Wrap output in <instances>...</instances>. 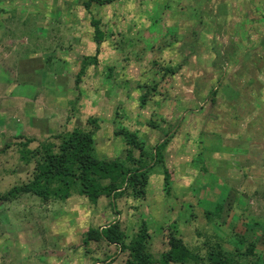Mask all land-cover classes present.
Segmentation results:
<instances>
[{
	"label": "rangeland",
	"instance_id": "374dc122",
	"mask_svg": "<svg viewBox=\"0 0 264 264\" xmlns=\"http://www.w3.org/2000/svg\"><path fill=\"white\" fill-rule=\"evenodd\" d=\"M82 1L0 0V111L7 112L0 114V150L11 145L0 153V194L29 171L19 168L17 136L33 138L34 148L51 135L86 128L92 117L105 123L94 136L101 159L124 160L119 130L135 136L145 150L170 137L163 165L171 191L166 195L156 167L144 199L127 194L115 201L119 214L105 197L95 206L78 196L64 202L42 203L33 196L0 202V264H96L105 255L114 256L105 264H123L126 254L116 247L82 242L89 228L115 220L128 238L144 220L155 256L166 248L168 231L162 226L173 227L190 247L201 248V255L213 230L234 244L242 237L244 247L258 237L255 252L261 254L264 0H116L89 11ZM220 4L226 5V16ZM93 20L104 34L99 45ZM8 27L10 33L36 32L40 40L32 36L8 47L3 38ZM15 45L31 49L14 47L4 58ZM96 53L97 63L76 83L81 60ZM220 56L226 57L224 64ZM163 68L175 72L166 78ZM216 90L213 103L209 92ZM222 199L223 210L209 225L204 211ZM256 226L257 234L251 230ZM236 260L253 264L256 258Z\"/></svg>",
	"mask_w": 264,
	"mask_h": 264
},
{
	"label": "trees",
	"instance_id": "16d2710c",
	"mask_svg": "<svg viewBox=\"0 0 264 264\" xmlns=\"http://www.w3.org/2000/svg\"><path fill=\"white\" fill-rule=\"evenodd\" d=\"M114 1L116 0H84L81 4L86 11H89L92 5L105 6ZM225 6V4H220L218 7L222 16H226L228 13V9L224 8ZM194 15L195 13L192 17ZM99 23V20L92 21V25L95 27L94 41L97 45L103 41L104 36L98 27ZM225 59V56H220L222 64L225 63ZM96 63L97 53L93 56L83 57L75 82L79 83L86 68ZM163 71V77L166 78L175 72L171 68H163ZM216 94L217 90L209 93L213 103ZM71 105L72 111L78 113V109L75 110L77 103ZM86 123V128L76 126L64 133L51 135L46 141L39 143L34 148L29 147V144L35 142L33 138L17 136L20 141L14 145L18 147L19 168H28L29 171L24 181L18 182L0 194V202L14 201L22 196L36 197L42 203L64 202L73 196H78L85 198L90 205L95 206L101 197H105L110 200L113 211L119 214L116 210L115 201L127 194L135 199H144V190L149 173L156 167L162 170L163 182L167 186L166 195L170 194L171 175L163 165V150L170 137L167 136L161 143L145 150L143 144L138 142L135 136L124 130H119L116 133H120L124 138L125 158L124 160H106L98 157L94 138L100 131L99 129L105 126V123L97 117L88 118ZM150 126L156 128L152 122ZM10 146V143H6L0 153L5 152ZM135 149L138 151L137 157L134 155ZM223 203L224 200L222 199L214 203L213 210L204 211L209 225L215 221L217 216H220ZM218 208L220 211L217 212ZM190 215L195 217L193 214ZM187 222L190 224L189 219ZM260 222L257 221L254 224L258 225ZM160 229L168 231V233L163 234L166 248L158 256L151 252L150 245L153 242V237L144 220L141 221L139 229L134 231L130 238L121 228L120 223L115 220L101 227L89 228L84 234L82 242L87 245L90 242L101 241L108 246L116 247L119 252L126 254L123 264H237L236 259L253 256L256 258L253 264H264V247H262L261 254L255 252L258 247V237L250 238V242H247L245 247L242 237L237 236L236 244L232 242L233 240L226 239L232 244L231 248H227L229 243L217 235V231L213 230L212 236L206 237L202 245L203 252L201 255V248L190 247L191 245L184 242L181 235L173 227L172 230L163 226ZM251 230L255 234L261 231L258 226L252 227ZM113 257V255H105L102 261L95 263L105 264Z\"/></svg>",
	"mask_w": 264,
	"mask_h": 264
},
{
	"label": "crops",
	"instance_id": "0c3cea01",
	"mask_svg": "<svg viewBox=\"0 0 264 264\" xmlns=\"http://www.w3.org/2000/svg\"><path fill=\"white\" fill-rule=\"evenodd\" d=\"M0 14H2L1 12H0ZM21 24H27V22H25L24 20H22L21 21ZM10 26V25H9ZM7 27V26H6ZM9 27L8 28H6V33L7 34H5V36H3V38L6 40V44H7V46L9 47V46H11V45H13L14 43H16V40L17 41H20V40H23V39H26V40H30V41H32L31 40V37L33 36V40H35V39H37V40H40V38H38L37 36H36V32H31L30 30L28 31V32H21V33H10L9 32ZM29 38V39H28ZM20 45V44H19ZM19 45H15V46H12L11 47V50L10 49H7V50H5V52H4V58H5V53L6 52H12V49H14V47L15 48H17V47H21V46H19ZM6 46V47H7ZM23 47H25V49L26 50H28L29 51V49H31V46L28 48V47H26V46H23ZM23 47H21V48H23ZM2 53V51L0 50V54ZM1 57V56H0ZM2 58V57H1ZM12 62V61H11ZM213 90H214V88H213ZM212 92V91H211ZM191 93H192V91H191ZM210 93V92H209ZM194 102H196V105L198 104L199 105V101H197V100H195L194 99ZM210 109H211V107H210ZM209 109V110H210ZM208 110V112L206 113V115L208 116V117H211L210 116V111ZM212 110V109H211ZM5 110H2V111H0V114H7V112L5 113L4 112ZM193 116H191V120H193L194 118H192Z\"/></svg>",
	"mask_w": 264,
	"mask_h": 264
}]
</instances>
